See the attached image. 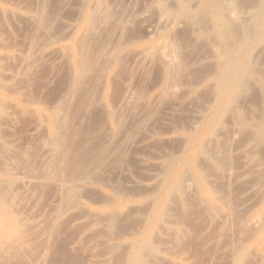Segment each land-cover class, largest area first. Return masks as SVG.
<instances>
[{
	"label": "rangeland",
	"instance_id": "rangeland-1",
	"mask_svg": "<svg viewBox=\"0 0 264 264\" xmlns=\"http://www.w3.org/2000/svg\"><path fill=\"white\" fill-rule=\"evenodd\" d=\"M263 2L0 0V264H264Z\"/></svg>",
	"mask_w": 264,
	"mask_h": 264
},
{
	"label": "bare ground",
	"instance_id": "bare-ground-1",
	"mask_svg": "<svg viewBox=\"0 0 264 264\" xmlns=\"http://www.w3.org/2000/svg\"><path fill=\"white\" fill-rule=\"evenodd\" d=\"M264 3V2H263ZM261 13V14H260ZM260 17L261 18H263L264 19V6H263V10H262V12L260 11ZM260 20H262V19H260ZM262 22H264V21H262ZM261 22V23H262ZM259 23V22H258ZM259 25H260V23H259ZM261 33H260V36H259V41L261 42V40H263L262 41V43H264V23H263V25L261 26ZM225 37H227V35H225ZM262 45V44H261ZM232 65H230V68H232L231 67ZM228 70V69H227ZM235 75V74H234ZM234 77V76H233ZM238 84V83H237ZM222 88V87H221ZM64 140V139H63Z\"/></svg>",
	"mask_w": 264,
	"mask_h": 264
}]
</instances>
